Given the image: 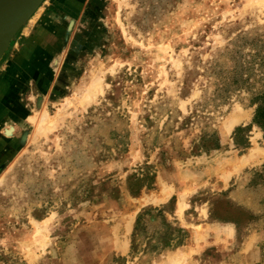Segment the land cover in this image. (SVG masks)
I'll use <instances>...</instances> for the list:
<instances>
[{
	"label": "rangeland",
	"instance_id": "1",
	"mask_svg": "<svg viewBox=\"0 0 264 264\" xmlns=\"http://www.w3.org/2000/svg\"><path fill=\"white\" fill-rule=\"evenodd\" d=\"M1 41L0 264H264V0H44Z\"/></svg>",
	"mask_w": 264,
	"mask_h": 264
},
{
	"label": "water",
	"instance_id": "2",
	"mask_svg": "<svg viewBox=\"0 0 264 264\" xmlns=\"http://www.w3.org/2000/svg\"><path fill=\"white\" fill-rule=\"evenodd\" d=\"M44 0H0V35H14Z\"/></svg>",
	"mask_w": 264,
	"mask_h": 264
},
{
	"label": "trees",
	"instance_id": "3",
	"mask_svg": "<svg viewBox=\"0 0 264 264\" xmlns=\"http://www.w3.org/2000/svg\"><path fill=\"white\" fill-rule=\"evenodd\" d=\"M254 122L264 128V101L260 102V104L257 107L256 113L254 116Z\"/></svg>",
	"mask_w": 264,
	"mask_h": 264
},
{
	"label": "bare ground",
	"instance_id": "4",
	"mask_svg": "<svg viewBox=\"0 0 264 264\" xmlns=\"http://www.w3.org/2000/svg\"><path fill=\"white\" fill-rule=\"evenodd\" d=\"M4 38V35H0V50L2 49V39ZM88 91V90H87ZM239 121V118L237 117V116H233V117H231L230 118V123H229V126H228V128L229 129H231L233 126H234V124L236 123V122H238ZM228 130V129H227ZM11 130H9V132H10Z\"/></svg>",
	"mask_w": 264,
	"mask_h": 264
}]
</instances>
